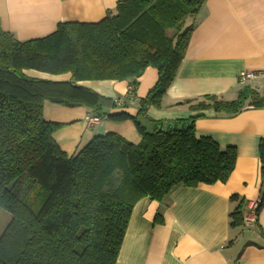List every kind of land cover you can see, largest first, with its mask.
Returning a JSON list of instances; mask_svg holds the SVG:
<instances>
[{
    "label": "trees",
    "instance_id": "16d2710c",
    "mask_svg": "<svg viewBox=\"0 0 264 264\" xmlns=\"http://www.w3.org/2000/svg\"><path fill=\"white\" fill-rule=\"evenodd\" d=\"M205 2L124 0L98 23H60L54 33L28 41L0 24V208L12 216L0 237V264H117L140 199L164 202L178 184L196 188L230 179L236 148L197 137V117L164 132L166 124L148 116L151 107L161 108L184 60L195 27L185 21ZM148 68L158 79L138 98ZM30 70L71 79L33 78ZM85 81H129L131 89L125 100H114L79 84ZM135 99L138 116L110 114ZM203 101L192 109L230 116L248 106L264 109V97L250 87L234 101ZM45 102L87 107L102 120H131L142 140L136 145L107 133L69 156L54 139L62 124L43 117ZM259 153L264 182V139ZM242 206L231 213V227L244 225Z\"/></svg>",
    "mask_w": 264,
    "mask_h": 264
},
{
    "label": "crops",
    "instance_id": "0c3cea01",
    "mask_svg": "<svg viewBox=\"0 0 264 264\" xmlns=\"http://www.w3.org/2000/svg\"><path fill=\"white\" fill-rule=\"evenodd\" d=\"M124 0H0L3 31L19 41L44 38L60 23L95 24L115 12ZM176 79L148 116L166 125H184L192 117L197 137H210L221 148L237 150L234 172L226 183L178 184L164 202L148 197L134 206L117 264H264V206L256 225L230 226V215L243 202L242 216L253 201L262 199L259 144L264 139V109L246 107L236 115L213 109H192L207 96L234 101L245 87L264 97V0H206ZM242 73L255 77L241 81ZM33 78L69 82L70 74L49 75L26 71ZM158 73L148 68L139 79L138 98L156 84ZM111 99H126L129 81L79 83ZM112 110L138 116L139 105ZM87 107H66L45 102L43 117L62 124L54 139L66 154L75 155L94 137L115 133L133 144L141 135L131 120L104 119L94 126ZM237 197L236 199H232Z\"/></svg>",
    "mask_w": 264,
    "mask_h": 264
},
{
    "label": "built area",
    "instance_id": "2783aa9c",
    "mask_svg": "<svg viewBox=\"0 0 264 264\" xmlns=\"http://www.w3.org/2000/svg\"><path fill=\"white\" fill-rule=\"evenodd\" d=\"M254 77H255L254 73H247V74L242 73L241 81L244 82L246 79H250ZM101 121H102V118L93 115L92 117L88 118V125L94 126ZM260 207H261V199L251 202L248 208V212L244 215V225L245 226H247L248 228H252L254 225H256L258 221Z\"/></svg>",
    "mask_w": 264,
    "mask_h": 264
},
{
    "label": "rangeland",
    "instance_id": "374dc122",
    "mask_svg": "<svg viewBox=\"0 0 264 264\" xmlns=\"http://www.w3.org/2000/svg\"><path fill=\"white\" fill-rule=\"evenodd\" d=\"M187 20L185 21V24L190 25L187 22ZM169 33H171V32H169ZM45 80H47V79H45ZM11 219H12V216L8 212H6L0 208V237H1L2 233L4 232V230L6 229V227L8 226V224L10 223Z\"/></svg>",
    "mask_w": 264,
    "mask_h": 264
},
{
    "label": "water",
    "instance_id": "95a60500",
    "mask_svg": "<svg viewBox=\"0 0 264 264\" xmlns=\"http://www.w3.org/2000/svg\"><path fill=\"white\" fill-rule=\"evenodd\" d=\"M176 128L179 129V130H181L182 129V126L176 127L175 124L171 123V124H168V125L164 126L163 128H161L160 131L167 132L169 130H175Z\"/></svg>",
    "mask_w": 264,
    "mask_h": 264
}]
</instances>
